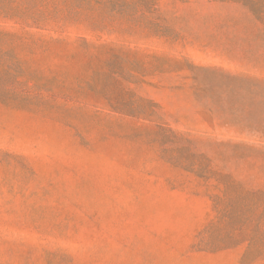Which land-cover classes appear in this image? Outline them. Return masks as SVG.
Listing matches in <instances>:
<instances>
[{
  "label": "rangeland",
  "instance_id": "374dc122",
  "mask_svg": "<svg viewBox=\"0 0 264 264\" xmlns=\"http://www.w3.org/2000/svg\"><path fill=\"white\" fill-rule=\"evenodd\" d=\"M264 0H0V264H264Z\"/></svg>",
  "mask_w": 264,
  "mask_h": 264
},
{
  "label": "crops",
  "instance_id": "0c3cea01",
  "mask_svg": "<svg viewBox=\"0 0 264 264\" xmlns=\"http://www.w3.org/2000/svg\"><path fill=\"white\" fill-rule=\"evenodd\" d=\"M256 67L257 68H261L262 66L254 65V66H252V68H250V69H248L247 71H244V72H249L246 75H249L250 77H253V78L259 79V80H263L264 79V74H261L259 72H255L257 70ZM259 134L260 135H264V132L261 131Z\"/></svg>",
  "mask_w": 264,
  "mask_h": 264
}]
</instances>
